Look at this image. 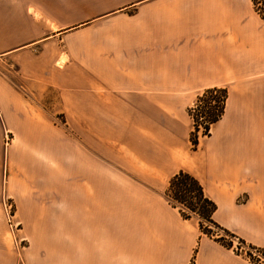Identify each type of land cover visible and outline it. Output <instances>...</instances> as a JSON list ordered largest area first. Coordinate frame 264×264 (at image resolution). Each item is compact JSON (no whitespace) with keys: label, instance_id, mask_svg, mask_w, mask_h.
<instances>
[{"label":"crops","instance_id":"1","mask_svg":"<svg viewBox=\"0 0 264 264\" xmlns=\"http://www.w3.org/2000/svg\"><path fill=\"white\" fill-rule=\"evenodd\" d=\"M0 61L28 81L0 72V165L22 213L50 222L32 229L48 238L38 264H254L162 194L190 173L213 220L264 249V19L251 0H0ZM213 87L224 112L193 150L187 108ZM45 89L56 111L34 102Z\"/></svg>","mask_w":264,"mask_h":264},{"label":"rangeland","instance_id":"2","mask_svg":"<svg viewBox=\"0 0 264 264\" xmlns=\"http://www.w3.org/2000/svg\"><path fill=\"white\" fill-rule=\"evenodd\" d=\"M0 72L3 73L9 81H11L13 84H15L18 87L25 86L28 81L26 78H23L19 75V73L16 72V66L11 61H0ZM34 102L38 103L39 106L42 107L45 111H56L58 106V99L56 97V94L54 91H51L49 89H45L44 92L37 95V97L32 96ZM196 98V97H195ZM195 99L191 103V105L187 108L188 116L191 120V130L193 129V118L197 117L198 122V130H197V136H198V144L200 140L204 139L205 137L210 135L209 129V135H203V125L207 118L206 116V110L207 108L213 104V102L204 104L200 103L198 106L195 107ZM225 106V104H224ZM56 108V109H55ZM192 117L189 114V109H193ZM62 114L56 113L55 115V122L57 127L63 129H66V132H69V128L67 126H63V118ZM189 132V137H190ZM74 136V135H73ZM190 142V140H189ZM197 144V146H198ZM191 146V142H190ZM197 148V147H196ZM192 149V148H191ZM8 164L3 162L0 165V264H38L39 257L46 256V240L47 237H35L32 236V229L39 227H45L47 228V224L50 222H39L33 220V217L35 216L33 212L25 214L22 213L23 208L25 209V205H19L17 204V200L10 196L8 193ZM58 182V181H57ZM168 184V182H167ZM167 187V186H166ZM165 187V188H166ZM164 191L163 197H164ZM63 202H57L56 204V212L62 213L63 212ZM32 206H30L31 208ZM172 207V206H171ZM177 209V208H175ZM178 211V210H177ZM180 215V214H179ZM27 219H24V217ZM190 219H187L190 224H195L197 229L199 230L198 223L199 218L196 214L190 213ZM63 220L57 219L55 222V228L62 229L63 228ZM77 227L79 224V221H73V225ZM200 232V230H199ZM201 235H204L202 232H200ZM213 234L218 237L221 236L223 233L221 232H215V229H213ZM224 237V236H223ZM57 243V248L62 246V238L60 236L54 237ZM211 238V237H210ZM75 240L79 241V237H75ZM232 241V249L236 254H240L246 259L250 261L248 258V253L251 255L252 258L262 260V256L260 253L254 254V250L250 249L248 247V244H240L237 238L226 236L224 237V241L228 242V240ZM46 252V253H45ZM254 254V255H253ZM251 262V261H250ZM192 264V263H190Z\"/></svg>","mask_w":264,"mask_h":264},{"label":"trees","instance_id":"3","mask_svg":"<svg viewBox=\"0 0 264 264\" xmlns=\"http://www.w3.org/2000/svg\"><path fill=\"white\" fill-rule=\"evenodd\" d=\"M253 10L259 15L260 18L264 19V0H251ZM227 97V91L225 88H206L199 93H197L195 98V107L201 102L208 104L213 102L206 110V120L203 125V135H209V129L211 125L217 122L223 112L224 104ZM193 109H189V114L192 116ZM194 117V116H192ZM193 129L190 132L189 140L191 142V148L196 149L198 144V122L197 117L193 118ZM164 199L173 208H177L182 219H190V213L196 214L199 218L198 227L200 232L204 235L213 238L218 241L221 245L231 248V239L228 242L224 241V237H235L238 239L240 244H245V242L238 238L235 234L229 232L228 230L222 228L218 225L212 218V214L215 211V203L205 194L204 188L197 178H195L190 173L180 170L171 176L168 180L167 187L164 191ZM213 229L215 232L223 233L221 236L216 237L213 234ZM224 236V237H223ZM248 247L252 250H256L262 256L260 258L254 259L248 253V258L254 264H264V249L248 244Z\"/></svg>","mask_w":264,"mask_h":264},{"label":"built area","instance_id":"4","mask_svg":"<svg viewBox=\"0 0 264 264\" xmlns=\"http://www.w3.org/2000/svg\"><path fill=\"white\" fill-rule=\"evenodd\" d=\"M254 251H255V252H254V254H257V253H259V252H257L256 250H254ZM254 254H253V255H254Z\"/></svg>","mask_w":264,"mask_h":264}]
</instances>
